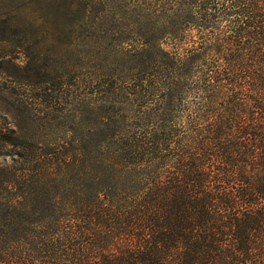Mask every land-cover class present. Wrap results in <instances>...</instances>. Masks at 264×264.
I'll return each mask as SVG.
<instances>
[{"label":"trees","instance_id":"obj_1","mask_svg":"<svg viewBox=\"0 0 264 264\" xmlns=\"http://www.w3.org/2000/svg\"><path fill=\"white\" fill-rule=\"evenodd\" d=\"M164 1L101 99L19 128L0 264H264V0Z\"/></svg>","mask_w":264,"mask_h":264},{"label":"rangeland","instance_id":"obj_2","mask_svg":"<svg viewBox=\"0 0 264 264\" xmlns=\"http://www.w3.org/2000/svg\"><path fill=\"white\" fill-rule=\"evenodd\" d=\"M165 2L0 0V174L15 166L21 126L46 134L47 125L67 120L75 96L93 90L102 98L100 87L110 83L102 74L129 66L138 25Z\"/></svg>","mask_w":264,"mask_h":264}]
</instances>
